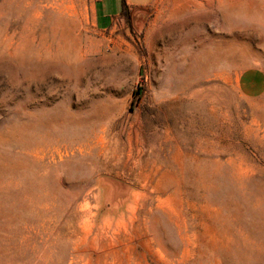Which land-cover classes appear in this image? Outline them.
<instances>
[{"label": "rangeland", "instance_id": "obj_1", "mask_svg": "<svg viewBox=\"0 0 264 264\" xmlns=\"http://www.w3.org/2000/svg\"><path fill=\"white\" fill-rule=\"evenodd\" d=\"M98 2L0 0V264H264V0Z\"/></svg>", "mask_w": 264, "mask_h": 264}, {"label": "crops", "instance_id": "obj_2", "mask_svg": "<svg viewBox=\"0 0 264 264\" xmlns=\"http://www.w3.org/2000/svg\"><path fill=\"white\" fill-rule=\"evenodd\" d=\"M155 0H99L97 8V25L102 29L111 27L115 19L122 15L125 9L146 8Z\"/></svg>", "mask_w": 264, "mask_h": 264}, {"label": "trees", "instance_id": "obj_3", "mask_svg": "<svg viewBox=\"0 0 264 264\" xmlns=\"http://www.w3.org/2000/svg\"><path fill=\"white\" fill-rule=\"evenodd\" d=\"M122 13H125V10Z\"/></svg>", "mask_w": 264, "mask_h": 264}]
</instances>
